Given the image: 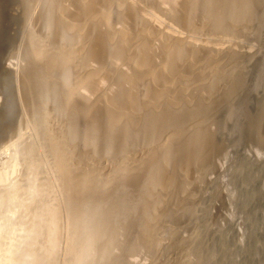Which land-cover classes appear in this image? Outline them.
Returning <instances> with one entry per match:
<instances>
[{"label":"rangeland","instance_id":"obj_1","mask_svg":"<svg viewBox=\"0 0 264 264\" xmlns=\"http://www.w3.org/2000/svg\"><path fill=\"white\" fill-rule=\"evenodd\" d=\"M6 1L4 33L10 26L13 40L0 48V213L21 201L27 220L43 194L28 196L49 184L43 191L52 192L50 199H41L53 198L58 209V247L55 257L49 254L53 260L50 249L38 247L42 255L36 247L37 258L49 264H79L80 258V264H264V0ZM31 36L47 60L43 69L39 61L32 67ZM172 36L184 41L176 45ZM54 54L71 60L49 66ZM25 67L36 68L26 78L36 85L10 73L14 68L19 78ZM70 90L72 109L64 100ZM61 143L70 164L56 155ZM13 161L19 162L14 171L6 166ZM69 174L100 186L78 191ZM30 177L41 187L33 191ZM76 236L84 246L93 242H78L89 250L81 248L80 257ZM163 238L167 245L157 243ZM70 239L73 251L78 246L76 261L72 250L66 256Z\"/></svg>","mask_w":264,"mask_h":264},{"label":"bare ground","instance_id":"obj_2","mask_svg":"<svg viewBox=\"0 0 264 264\" xmlns=\"http://www.w3.org/2000/svg\"><path fill=\"white\" fill-rule=\"evenodd\" d=\"M13 1V0H12ZM22 1V0H21ZM20 1V2H21ZM189 1V0H188ZM192 1V0H191ZM195 1V0H194ZM194 1H193V3H194ZM43 2V1H42ZM132 2H134V1H132ZM165 2V1H164ZM10 3V2H9ZM12 3V2H11ZM118 3V2H117ZM160 3V2H159ZM15 4V3H14ZM33 4V3H32ZM224 4H225V2H224ZM228 4V3H227ZM8 5V2L6 1V2H4V0H1L0 1V48L1 49H3V47H5V46H9L11 43H12V38H10V33H12V32H10V26L6 29V31H8V33H7V35L4 33V29L6 28L5 27V23H6V20H5V17L7 18V14H8V12H7V9L8 8H4L5 6H7ZM10 5V4H9ZM167 5V4H166ZM168 6H169V4H168ZM167 6V7H168ZM74 7V6H73ZM158 7V6H157ZM171 7V6H170ZM197 7H199V5L197 6ZM41 8H43V7H41ZM235 8V7H234ZM112 9V8H111ZM137 9H138V7H137ZM132 10V9H131ZM159 10V9H158ZM201 10H203V9H201ZM207 10V9H206ZM127 11V10H126ZM138 11V10H137ZM160 11V10H159ZM174 11H177V10H174ZM117 12V11H116ZM129 12V11H128ZM131 12V11H130ZM135 12V11H134ZM179 12V10L177 11V13ZM212 12V11H211ZM49 13V12H48ZM72 13V12H71ZM15 14V13H14ZM108 14V13H107ZM110 14V13H109ZM203 14V13H202ZM110 16V15H109ZM136 16V15H135ZM142 16V15H141ZM151 16V15H150ZM177 16V15H176ZM34 18V17H33ZM46 18V17H45ZM105 18V17H104ZM131 18V17H130ZM12 19V18H11ZM136 19H137V17H136ZM135 19V20H136ZM150 19V18H149ZM13 20V19H12ZM210 20V19H209ZM4 21H5V23H4ZM11 21V20H10ZM147 21V20H146ZM145 21V22H146ZM194 21V20H193ZM9 22V21H8ZM144 22V23H145ZM10 23V22H9ZM135 23V22H134ZM137 23V22H136ZM175 23V22H174ZM86 24V23H85ZM11 25V24H10ZM31 25V24H30ZM32 26V25H31ZM65 26V25H64ZM108 26V25H107ZM188 26V25H187ZM103 27V26H102ZM43 28V27H42ZM101 29V28H100ZM12 30V29H11ZM179 30V29H178ZM29 31V30H28ZM32 32V31H31ZM13 34V33H12ZM12 34H11V36H12ZM33 34V33H32ZM34 35V34H33ZM111 36V35H110ZM31 38H32V36L30 37V44L28 43L27 44V46L28 45H30V47H32V48H34V43H32V41L33 40H31ZM171 38V37H170ZM12 39V40H11ZM15 39V38H14ZM160 39V38H159ZM115 40V39H114ZM171 40H172V42L175 44L176 43V45L177 44H182V41H184V40H182V39H180L178 36H172V38H171ZM71 42V41H70ZM138 42V41H137ZM171 42V41H170ZM187 42V41H186ZM197 42V41H196ZM114 43V42H113ZM26 44V43H25ZM83 44V43H82ZM186 44V43H185ZM40 45V44H39ZM39 45H38V47H39ZM45 45V44H44ZM70 45V44H69ZM148 45V44H147ZM171 45V44H170ZM188 46V45H187ZM186 46V47H187ZM75 47V46H74ZM167 47V46H166ZM184 47V46H183ZM6 48V47H5ZM12 48V47H11ZM30 49L29 47H26L25 46V49ZM31 48V49H32ZM72 48V47H71ZM205 48V47H204ZM38 49V50H37ZM40 49V47L39 48H37L36 47V49L34 48L32 51H33V53H35V55H36V57L37 58H35V57H33L34 58V60L32 61V60H30L29 58H28V56H27V58L29 59L28 60V62H27V60L25 61L26 63H28V65H29V63L32 61V63L33 62H35V61H39V62H36L38 65H42L41 67H42V69H43V62L45 63L46 61L44 60L43 61V51H41V50H39ZM56 49V48H55ZM72 49H74V48H72ZM71 49V50H72ZM115 49V48H114ZM141 49V48H140ZM35 50H36V52H35ZM67 50V49H66ZM116 50V49H115ZM176 50H178V49H176ZM218 50V49H217ZM31 51V50H30ZM29 51V52H30ZM53 51V50H52ZM180 51V50H179ZM9 52V51H8ZM48 52V51H47ZM54 52V51H53ZM64 52V51H63ZM66 52V51H65ZM68 52V51H67ZM109 52V51H108ZM165 52V51H164ZM186 52H187V50H186ZM51 52H49V54H50ZM61 53V52H60ZM70 53V52H69ZM167 53V52H166ZM174 53V52H173ZM182 53V52H181ZM3 54V53H2ZM26 54V53H25ZM72 54V53H71ZM75 54V53H74ZM1 55V54H0ZM23 55V54H22ZM31 55V54H30ZM67 55V54H66ZM66 55H64L65 57H61L62 56V54H61V56H59V55H57V57H55V54H54V56L53 55H51V56H49L50 57V62L48 61V64H49V66H53V65H56V63H58V64H60V62L62 63V65L64 64V61H66L67 62V60H69L70 59V57L69 56H71L70 54H68L69 56H66ZM73 55V54H72ZM94 55V54H93ZM135 55V54H134ZM149 55V54H148ZM2 56V55H1ZM136 56V55H135ZM176 56V55H175ZM181 56V55H180ZM184 56V55H183ZM30 57V56H29ZM177 57V56H176ZM45 58H47V57H45ZM36 59V60H35ZM71 60V59H70ZM168 60V59H167ZM171 60V59H170ZM30 61V62H29ZM65 62V63H66ZM168 62V61H167ZM26 63H24V64H26ZM47 63V62H46ZM164 63H166V60L164 61ZM182 63V62H181ZM37 64H36V66H37ZM48 64H47V66H48ZM67 64V63H66ZM132 64V63H131ZM137 64V63H136ZM167 64V63H166ZM5 65V64H4ZM31 65V64H30ZM34 65V66H33ZM33 65H32V67L34 68L35 67V64L33 63ZM133 65V64H132ZM168 65V64H167ZM14 66V65H13ZM45 66H46V64H45ZM44 66V67H45ZM59 66V65H58ZM136 66V65H135ZM196 66V65H195ZM8 67H9V65H8ZM7 67V68H8ZM17 67V66H16ZM29 67V66H28ZM32 67H30L29 69H27V67H25L26 69L24 70H22V71H20V73H19V78H18V76L15 74V73H17L18 71H16L19 67H17L16 68V70L14 69V68H11V69H13L10 73L12 74L13 73V76H15L16 78H17V80H18V82L19 83H21L20 81L22 80V78H23V82L22 83H24L25 85L28 83V81L29 80H27L26 78H27V75H29V71H34L35 69H33ZM134 67V66H133ZM177 67V66H176ZM38 68H40V67H38ZM59 68V67H58ZM160 68H163V67H160ZM11 69H8V70H11ZM32 69V70H31ZM41 69V70H42ZM132 69V68H131ZM139 69H141V68H139ZM212 69V68H211ZM19 70V69H18ZM40 69H38L37 70V72L39 71ZM158 70V69H157ZM36 71V70H35ZM117 71V70H116ZM161 71V70H160ZM133 72V71H132ZM131 71H130V73H132ZM140 72V71H139ZM163 72H164V70H163ZM38 73H40V72H38ZM41 73H42V71H41ZM134 73V72H133ZM18 74V73H17ZM34 75H36L35 73H33ZM158 74V73H157ZM43 75V74H42ZM85 75V74H84ZM133 75V74H132ZM137 75V74H136ZM147 76H148V74H146ZM201 75V74H200ZM7 73L6 72H3L2 73V77H3V79H4V81H6L7 80ZM29 76H31V75H29ZM41 76V75H40ZM39 76V77H40ZM51 76V75H50ZM86 77H87V75H85ZM144 76H145V74H144ZM153 76V75H152ZM175 76V75H174ZM91 77V76H90ZM141 77V76H140ZM149 77H150V75H149ZM20 78H21V80H20ZM29 78V77H28ZM143 78V77H142ZM151 78V77H150ZM181 78V77H180ZM191 78V77H190ZM82 79V78H81ZM144 79V78H143ZM161 79V78H160ZM164 79V78H163ZM13 80H15V79H13ZM12 81V80H11ZM11 81H10V83H11ZM33 81V80H32ZM165 81V80H164ZM15 81H13L12 83H14ZM30 82V81H29ZM156 82V81H155ZM18 83V84H19ZM31 84L30 85H32V86H34V85H36V84H32V82H30ZM157 83V82H156ZM17 85V84H16ZM40 85V84H39ZM13 86V85H12ZM14 86H15V83H14ZM20 86V85H19ZM85 86V85H84ZM83 86V87H84ZM21 87V86H20ZM26 87V86H25ZM80 87V86H79ZM78 87V88H79ZM82 87V86H81ZM91 87V86H90ZM12 88V87H11ZM23 88V90H24V86L22 87ZM29 88H30V86H29ZM34 88V87H33ZM74 88V87H73ZM75 88H77V87H75ZM86 88H88V87H86L85 86V89ZM166 88V87H165ZM16 89V88H15ZM19 89V88H18ZM36 89V88H35ZM90 89V88H89ZM121 89V88H120ZM48 90V89H47ZM75 91H76V89H74ZM91 90V89H90ZM89 90V91H90ZM198 90V89H197ZM22 91V90H21ZM25 91V90H24ZM24 91H22L23 93H24ZM70 91H72V90H70ZM75 91H72V92H69V93H66V94H68V96H67V98H65L64 100L66 101V103H65V105L67 104V106H68V103L70 102V100L72 99V95H74L73 93L75 92ZM88 91V90H87ZM176 91V90H175ZM1 92V91H0ZM7 92V91H6ZM8 92H12L11 90L10 91H8ZM172 92V91H171ZM77 93V92H76ZM75 93V94H76ZM84 93V92H83ZM1 94V93H0ZM16 94H18V93H16ZM28 94V93H27ZM48 94V93H47ZM62 94V93H61ZM78 94V93H77ZM103 94V93H102ZM106 94V93H105ZM144 94V93H143ZM7 95V94H6ZM11 95H15L14 94V92H13V94H11ZM21 95V94H20ZM23 95H25V94H23ZM127 95V94H126ZM135 95V94H134ZM137 96L136 97H138V94H136ZM193 95V94H192ZM17 96V95H16ZM18 97V96H17ZM26 97V96H25ZM129 97V96H128ZM134 97V96H133ZM185 97V96H184ZM52 98V97H51ZM105 98V97H104ZM114 98V97H113ZM135 98V97H134ZM13 99V98H12ZM22 99V98H21ZM135 99H137V98H135ZM134 99V100H135ZM16 100V99H15ZM23 100V99H22ZM74 100V99H73ZM76 100H78V99H76ZM106 100V99H105ZM14 101V100H13ZM12 101V102H13ZM16 101H18V100H16ZM75 101V100H74ZM113 101V100H112ZM162 101V100H161ZM81 103H82V101H80ZM7 103H8V101H7ZM6 103V104H7ZM11 103V102H10ZM10 103H8V105L10 104ZM17 103V102H16ZM15 103V104H16ZM5 104V103H4ZM14 104V103H13ZM15 104H14V106H13V108L15 109ZM27 104V103H26ZM34 104V103H33ZM62 104V103H61ZM73 104V103H72ZM77 104H79V101H78V103ZM76 104V105H77ZM102 104H103V102H102ZM71 105V104H70ZM75 105V104H74ZM73 105V106H74ZM80 105V104H79ZM113 105V104H112ZM141 105H142V103H141ZM83 106V105H82ZM107 106V105H106ZM106 106H104V108L106 107ZM150 106V105H149ZM72 107V106H71ZM84 107V106H83ZM108 107V106H107ZM68 108H69V106H68ZM90 108V107H89ZM95 108V107H94ZM93 107H92V109H94ZM122 108V107H121ZM147 108V107H146ZM13 109V110H14ZM17 109H18V107H17ZM69 109H72V108H69ZM91 109V108H90ZM91 109V110H92ZM118 109V108H117ZM11 110V109H10ZM16 110V109H15ZM19 110V109H18ZM17 110V111H18ZM87 110V109H86ZM96 110V109H95ZM104 110V109H103ZM107 114L109 115L110 114V112H109V108H107ZM1 111V110H0ZM6 111V110H5ZM7 111H8V109H7ZM7 111H6V113H7ZM53 111H54V109H53ZM83 111V110H82ZM106 111V110H105ZM110 111H112V110H110ZM4 112V111H3ZM87 112L88 111H86V114H84L83 116H86L87 115ZM95 112V111H94ZM12 113H14V112H12ZM16 113V112H15ZM68 113V112H67ZM80 113H82L81 111H80ZM122 113V112H121ZM89 115H92V114H89ZM116 115V114H115ZM67 116V115H66ZM93 116H95V115H93ZM112 116H114V115H112ZM119 116V115H118ZM117 116V117H118ZM130 116V115H129ZM0 117H1V115H0ZM82 117V116H81ZM88 117V116H87ZM107 117V116H106ZM111 117V115L109 116V118ZM115 117V116H114ZM90 118V117H89ZM88 118V119H89ZM135 118V117H134ZM147 118V117H146ZM16 119H18V118H15V120ZM111 120V122H113V118L111 117L110 118ZM115 119V118H114ZM123 119V118H122ZM130 119H131V117H130ZM5 120H6V118H5ZM15 120H12V121H15ZM38 120V119H37ZM48 120V119H47ZM90 120V119H89ZM118 119L116 118L114 121H117ZM121 120V119H120ZM120 120H118V121H120ZM132 120V119H131ZM3 121V120H2ZM19 121V120H18ZM117 121V122H118ZM10 122V121H9ZM46 122V121H45ZM134 122V121H133ZM5 123H7V121L5 122ZM67 123H69L68 121H67ZM114 123V122H113ZM119 123V122H118ZM135 123H137V122H135ZM139 123V122H138ZM137 123V124H138ZM143 123V122H142ZM11 124H12V122H11ZM14 124V123H13ZM60 124H62V123H60ZM6 125V124H5ZM8 125H10V123H8ZM136 125V124H135ZM47 126V125H46ZM59 126V125H58ZM64 126V125H63ZM133 126V125H132ZM195 126V125H194ZM10 127V126H9ZM9 127H7V128H9ZM15 127V126H14ZM13 127V128H14ZM91 127V126H90ZM93 127V126H92ZM3 128H4V126H3ZM12 128V129H13ZM60 128V127H59ZM62 128V127H61ZM87 128V127H86ZM115 128V127H114ZM117 128V127H116ZM6 129V128H5ZM40 129V128H39ZM51 129V128H50ZM49 129V130H50ZM54 129V128H53ZM64 129V128H63ZM154 129V128H153ZM52 130V129H51ZM50 130V131H51ZM20 131V130H19ZM54 131V130H53ZM56 131V130H55ZM62 131H64V133H65V130H62ZM61 131V132H62ZM57 133V132H56ZM64 133H62V134H64ZM70 133V132H69ZM91 133V132H90ZM3 134V133H2ZM50 134H51V132H50ZM20 135V134H19ZM49 135V134H48ZM52 135V134H51ZM54 135H55V132H54ZM86 135H87V133H86ZM86 135H83V137H85ZM60 136H62V135H60ZM5 137V136H4ZM50 137V136H49ZM55 137H56V135H55ZM91 137H92V135H91ZM171 136H169V138H170ZM61 137H59V139H60ZM86 138H87V136H86ZM48 139V138H47ZM58 139V138H57ZM56 140V139H55ZM79 140V139H78ZM171 140V139H170ZM47 141V140H46ZM60 141H62V143L64 144V140H63V138H62V140H60ZM98 141V140H97ZM101 141V140H100ZM21 142H22V140H21ZM41 142V141H40ZM48 142V141H47ZM2 143V142H1ZM50 143V142H49ZM54 143V142H53ZM56 143V142H55ZM62 143H61V147H62V149H59V151H58V153L60 152V155L59 154H56V155H58V156H60L61 158H63L62 160H64V162H66L67 164L69 163L70 164V162H72V161H70V162H68V154L67 153H69V152H67V150L65 149V148H67L65 145H64V147L62 146ZM76 143H77V141H76ZM171 143V142H170ZM26 144V143H25ZM60 144V143H59ZM66 144V143H65ZM69 144V143H68ZM71 144V143H70ZM69 144V145H70ZM30 145V144H29ZM58 145V144H57ZM87 145V144H86ZM89 145V144H88ZM90 145H92V144H90ZM115 145V144H114ZM45 146V145H44ZM50 147H52L51 146V143H50V145H49ZM48 146V147H49ZM93 146V145H92ZM166 145H161V149H163L164 147H165ZM41 147V146H40ZM56 147V146H55ZM46 148V147H45ZM58 147H56V149H57ZM89 148V147H88ZM44 149V148H43ZM160 149V148H159ZM17 150V149H16ZM90 150V149H89ZM94 151H96L95 149H93ZM152 150V149H151ZM166 150V149H165ZM23 151V150H22ZM161 151H163V150H160L159 152H161ZM16 152H18V151H16ZM15 152V153H16ZM24 152V151H23ZM54 152V151H53ZM157 152V151H156ZM154 153V152H153ZM18 154V153H17ZM149 155V154H148ZM41 156V155H40ZM57 156V157H58ZM14 157L16 158V156L14 155ZM35 157V156H34ZM33 157V158H34ZM37 158H39V156H36ZM35 157V158H36ZM48 157V156H47ZM50 157H51V154H50ZM49 157V159H51V162L52 161H54L55 162V160H56V162L58 163V160H57V157H56V159L54 160L53 158H50ZM59 158V157H58ZM17 159V158H16ZM15 159V160H16ZM53 159V160H52ZM60 160V159H59ZM61 161V160H60ZM16 162L17 161H13V163L11 162H7V167L8 168H10V169H12L13 171L14 170H16L17 168H16ZM50 162V163H51ZM18 163V165H19V162H17ZM63 163V162H62ZM31 164V163H30ZM39 164V163H38ZM56 164V163H55ZM60 164H61V162H60ZM60 164H58L59 166H61ZM16 165V166H15ZM36 165H37V163H36ZM54 165V164H53ZM57 165V164H56ZM33 166V165H32ZM63 166H64V163H63ZM62 166V167H63ZM83 166V165H82ZM153 166V165H152ZM6 167V169H8ZM55 167V166H54ZM65 167V166H64ZM66 167H68V166H66ZM69 167H70V165H69ZM68 167V168H69ZM148 167V166H147ZM16 168V169H15ZM21 168V167H20ZM53 168V167H52ZM60 168V167H59ZM72 168V167H71ZM86 168V167H85ZM5 169V170H6ZM8 170V171H11V170ZM19 169V168H18ZM31 169V168H30ZM40 169H42V168H40ZM55 169V168H54ZM75 169V168H74ZM80 169V168H79ZM154 169V168H153ZM156 170H157V168H155ZM154 169V170H155ZM57 170V169H56ZM68 170V169H67ZM66 170V171H67ZM76 170H77V168H76ZM82 170H84L83 168H82ZM120 170V169H119ZM118 170V171H119ZM144 170V169H143ZM143 170H141V171H143ZM73 171H75V170H73ZM87 171V170H86ZM90 171V170H89ZM121 171V170H120ZM138 172H139V170H137ZM136 171V172H137ZM7 172V171H6ZM42 172V171H41ZM55 172H57V171H55ZM72 171H70V173H71ZM77 172V171H76ZM91 172V171H90ZM93 172V171H92ZM123 172V171H122ZM135 172V173H136ZM32 173H33V171H32ZM58 173V172H57ZM59 173H62L61 171H59ZM79 173V172H78ZM118 173V172H117ZM134 173V172H133ZM0 174H2V173H0ZM7 174V173H6ZM29 174V173H28ZM34 174H35V172H34ZM80 174H82V173H80ZM87 174H88V172H87ZM86 174V175H87ZM94 174V173H93ZM115 174V173H114ZM123 174V173H122ZM127 174L128 173H126V176H127ZM131 174V173H130ZM137 174H140V173H137ZM92 175V174H91ZM59 176V175H58ZM62 176V175H61ZM65 176V175H64ZM66 176H68V175H66ZM69 176H70V178H72L74 175L72 174H69ZM143 176V175H142ZM2 177V176H1ZM0 177V178H1ZM32 177H35V175L34 176H32ZM32 177H30V183H31V181L33 180L32 179ZM37 177V176H36ZM35 177V178H36ZM55 177H56V175H55ZM60 177V176H59ZM89 177V176H88ZM87 176H81V179L80 180H77L78 178H79V176H75V177H73L74 178V180H76L75 181V183L73 182V181H71V182H73L72 184H75L76 185V187L78 188V191L79 190H81V192H82V189H85L84 191H90V189H87V188H91L92 190H94V189H96L97 187H96V184L98 183L97 182V180H96V184L93 182L92 183V186L91 185H86V184H88L87 183V181H89L90 179L88 178ZM110 177V176H109ZM108 177V178H109ZM117 177H121V176H116V178ZM141 177V176H140ZM139 177V178H140ZM34 178V179H35ZM61 178H63V177H61ZM68 178V177H67ZM69 178V179H70ZM116 178H115V180H116ZM130 178H132V175H130L129 176V179ZM28 179V178H27ZM93 179V178H92ZM112 179H114V178H112ZM142 179V178H141ZM35 180H38L37 178L35 179ZM40 180H42V179H40ZM58 180V179H57ZM72 180V179H71ZM107 180V179H106ZM105 180V181H106ZM109 180V179H108ZM137 180V179H136ZM91 181H93V180H91ZM91 181H89V182H91ZM103 181V180H102ZM33 182V181H32ZM70 182V183H71ZM115 182V181H114ZM118 182V181H117ZM129 182V181H128ZM133 182V181H132ZM134 182H135V180H134ZM140 182V181H139ZM30 183H29V181L27 182V185H28V188L26 187V190L27 189H29V185H30ZM36 184V182H33V185H32V183H31V185H32V190H33V186L35 187V188H39V187H41V186H38V184H36L37 185V187L35 186V184ZM44 183V182H43ZM69 183V184H70ZM101 183V182H100ZM119 183H120V181H119ZM126 183V182H125ZM71 184V190H72V185ZM89 184H91V183H89ZM112 184H113V182H112ZM121 184H122V182H121ZM26 185V186H27ZM31 185H30V187H31ZM45 186L46 185H48L49 186V184L47 183V184H44ZM44 185L42 186L43 188H40V191H43V189L45 190V188H44ZM105 185H106V183H105ZM47 186V187H48ZM99 186H100V184L98 185V188H99ZM102 186V185H101ZM108 187H109V185H107ZM106 186V187H107ZM117 186V185H116ZM50 187V186H49ZM96 187V188H95ZM53 188V187H52ZM51 188V189H52ZM67 188V187H66ZM97 188V189H98ZM50 189V190H51ZM107 189H109V188H107ZM34 190H36V189H34ZM33 190V191H34ZM47 190H49V188L47 189ZM73 190H74V186H73ZM91 190V194H93V191ZM101 190H102V188H101ZM104 190H105V188H104ZM28 191V190H27ZM30 191V190H29ZM28 191V192H29ZM37 191H39V189L38 190H36V193H35V191H34V193H33V195L31 194V196H30V198H29V196H28V198L25 196V198H27V199H31V198H34L36 195H37V193L40 195V194H43L44 195V191L43 192H37ZM52 191V190H51ZM65 191H67V190H65ZM88 191V192H89ZM95 191V190H94ZM47 191H45V193H46ZM49 192V191H48ZM75 192V191H74ZM88 192H86V193H88ZM98 192V191H97ZM100 192V191H99ZM107 192V191H106ZM109 192V191H108ZM52 192H49L48 194H49V199H50V195H52L51 194ZM57 193V192H56ZM85 193V194H86ZM103 193V192H102ZM47 193H46V195H44V197L43 198H45V196H47L48 195ZM79 194V193H78ZM89 194H90V192H89ZM98 194V193H97ZM118 194V193H117ZM35 195V196H34ZM42 195V196H43ZM80 195V194H79ZM84 195V194H83ZM103 195V194H102ZM33 196V197H32ZM42 196H39L38 197V195H37V197H38V199H37V201L39 202V203H41V204H39V205H37L36 207H38V208H40L39 210H38V208H36L35 206V208L37 209H34L33 208V210H32V213L31 212H29L30 214H29V218L26 220V219H24L23 218V215H25V214H23L24 212H20V209H21V204H22V202L20 201L19 203H17V204H15V205H13V206H11L5 213H3L2 212V214L0 213V264H37L38 262V259H40L41 258V260H40V264H42L43 262L45 263V262H48L47 260H49V262H50V259L51 260H53L51 257L53 256V257H55V251H56V247L54 248V246H57V244H56V240L58 239V237L59 236H56L57 235V231L58 230H60V229H58V226L60 225V223H58V221H56V215L55 214H58V213H56L55 212V209H56V211L58 210L57 208H54L53 207V205L54 204H52V201L54 200L52 197H54V195L51 197L52 199H51V201L50 200H48V201H50V202H48V201H46L45 199H44V201H43V199H41V197ZM73 196V195H72ZM78 196V195H77ZM85 196V195H84ZM88 196V195H87ZM91 196V195H90ZM89 196V197H90ZM97 196V195H96ZM68 197V196H67ZM93 197V196H92ZM24 198V199H25ZM34 198V199H35ZM47 198V197H46ZM95 198V197H94ZM149 198V197H148ZM26 200V199H25ZM40 200H42V202H40ZM71 200V199H70ZM69 200V201H70ZM86 200V199H85ZM27 202H28V200H26ZM25 201V202H26ZM88 201V200H87ZM89 201H91V200H89ZM31 202V201H30ZM78 202H80V201H78ZM81 202H83V201H81ZM33 203V202H32ZM34 203H36V202H34ZM54 203V202H53ZM76 203V202H75ZM91 203V202H90ZM89 203V204H90ZM56 204V203H55ZM11 205V204H10ZM28 205V204H27ZM32 205V204H31ZM8 206V205H7ZM25 205H23V207H24ZM55 206V205H54ZM69 206H73V205H69ZM68 206V207H69ZM84 206V205H83ZM92 206H93V202H92ZM117 206V205H116ZM148 206V205H147ZM76 207V206H75ZM4 208H5V206H4ZM3 208V209H4ZM77 208V207H76ZM86 208V207H85ZM87 208H88V206H87ZM23 209V208H22ZM30 209V208H29ZM35 210H36V212H35ZM74 210V209H73ZM5 211V210H4ZM23 211V210H22ZM79 211V210H78ZM87 211V210H86ZM85 211V212H86ZM92 211V210H91ZM84 212V213H85ZM110 212V211H109ZM22 213V214H21ZM73 213H75L74 211H73ZM82 214V213H81ZM109 214V213H108ZM27 215H28V213H27ZM69 215H71V214H69ZM69 215H66V217H68ZM123 215V214H122ZM75 216V215H74ZM25 217H26V215H25ZM58 217V216H57ZM77 217V216H76ZM78 217H80V216H78ZM77 217V218H78ZM98 217V216H97ZM104 217H106V216H104ZM103 217V219H102V221L105 219ZM109 217H110V215H109ZM120 217V216H119ZM71 218H73V217H71ZM77 218H75V219H77ZM82 218V217H81ZM85 218V217H84ZM102 218V217H101ZM69 219V218H68ZM68 219L66 218V220H67V222H68ZM79 219V218H78ZM88 219V218H87ZM90 219V218H89ZM88 219V220H89ZM108 219V218H107ZM122 219V218H121ZM106 220V219H105ZM104 220V221H105ZM117 220V219H116ZM125 220V219H124ZM61 221V220H60ZM71 221V220H70ZM73 221V220H72ZM71 221V222H72ZM81 221H82V219H81ZM90 221H91V219H90ZM94 221V220H93ZM93 221H91V222H93ZM101 221V222H102ZM109 221V220H108ZM127 221V220H126ZM101 222L100 223H98V225L99 224H101ZM59 225H58V224ZM82 223V222H81ZM84 223V222H83ZM85 223H87L86 221H85ZM106 223V222H105ZM113 223V222H112ZM115 223V222H114ZM125 223V222H124ZM127 223H129V222H127ZM68 223H66V225H67ZM71 224V223H70ZM76 224V223H75ZM78 224V223H77ZM76 224V225H77ZM79 224H80V222H79ZM90 224V223H89ZM88 224V225H89ZM94 224V223H93ZM92 224V225H93ZM58 225V226H57ZM65 225V226H66ZM72 225H74V223L72 224ZM71 225V226H72ZM81 226L83 225V224H80ZM79 225V226H80ZM86 225V224H85ZM91 225V224H90ZM96 225V223L94 224V226ZM97 225V226H98ZM105 225V224H104ZM68 226V225H67ZM99 226H102V225H99ZM99 226H98V228H99ZM125 226V225H124ZM127 226V225H126ZM61 227V226H60ZM88 227H90V226H88ZM96 227V226H95ZM105 227V226H104ZM112 227H113V224H112ZM122 227V226H121ZM129 228H130V226H128ZM62 228V227H61ZM72 228V227H71ZM75 228V227H74ZM78 228V227H77ZM82 228V227H81ZM101 228V227H100ZM99 228V229H100ZM124 228V227H123ZM123 228H121V229H123ZM58 229V230H57ZM68 229V228H67ZM70 229V228H69ZM76 229V228H75ZM79 229V228H78ZM77 229V230H78ZM83 229H84V226H83ZM103 229V228H102ZM114 229V228H113ZM112 229V230H113ZM120 229V230H121ZM88 230V229H87ZM86 230V231H87ZM90 230V229H89ZM105 230V229H104ZM124 230H127V229H124ZM83 231V230H82ZM92 231V230H91ZM95 231V230H94ZM62 232V231H61ZM64 232H66V231H64ZM69 232V231H68ZM80 232V231H79ZM103 232V231H102ZM120 232V231H119ZM123 232V231H122ZM59 233V232H58ZM75 233H77V232H75ZM91 233V232H90ZM93 233V232H92ZM107 233V232H106ZM67 234V233H66ZM73 234V233H72ZM78 234H80V233H77V235ZM81 234H83V232L81 233ZM88 234L89 233H87V235H86V237L84 236V234H83V236L87 239L89 236H88ZM113 234H114V232H113ZM122 234H124V233H122ZM60 235V234H59ZM90 235V238L93 236H91V234H89ZM103 235V234H102ZM120 235H121V232H120ZM83 236H81L83 239H84V237ZM88 236V237H87ZM95 236V235H94ZM119 236V235H118ZM126 236V235H125ZM125 236H124V238L123 239H125ZM136 236V235H135ZM76 237H78L79 238V241L77 240V243L79 242L80 243V237L79 236H76ZM76 237H74L75 239L73 240V241H75L76 242ZM113 237V236H112ZM112 237H111V239H112ZM123 237V236H122ZM121 237V238H122ZM72 238V237H71ZM77 238V239H78ZM96 238H98L97 236H96ZM95 238V239H96ZM109 238V237H108ZM116 238H117V236H116ZM131 238V237H130ZM133 238V237H132ZM67 239V238H66ZM69 239V238H68ZM67 239V240H68ZM82 239V240H83ZM92 239V238H91ZM90 239V242H92V240ZM94 239V238H93ZM103 239V238H102ZM113 239H115V238H113ZM59 240V239H58ZM71 240V242H68V247H69V244L71 245V247L70 248H68V250H67V248H65L66 249V256H67V252L69 251V250H72L71 248H72V239H70ZM99 240V239H98ZM117 240H118V238H117ZM122 240V239H121ZM169 240V239H168ZM43 241L45 242V243H43ZM84 241V240H83ZM97 241V240H96ZM110 241V240H109ZM114 241V240H113ZM82 242V241H81ZM87 242V244H88V242H89V240L88 241H86ZM86 242H85V244H86ZM89 242V243H90ZM107 242V241H106ZM117 242V241H116ZM79 243L77 244V245H79ZM93 243V242H92ZM92 243H90L91 245H92ZM108 243V242H107ZM114 243H115V241H114ZM117 243H119V242H117ZM125 243H127V242H125ZM157 243H159L160 245H162V244H166L167 242H166V240H165V238H163V239H158L157 240ZM157 243H156V245H157ZM81 245H83V243H80ZM85 245V246H88V245ZM96 244H97V242H96ZM111 244H112V242H111ZM81 245H79V251H76L75 252V255H77V257L79 256L80 257V255H78L79 254V252L81 251V248L82 247H80ZM105 246H107L106 244H104ZM110 245V244H109ZM167 245V244H166ZM165 245V246H166ZM42 246H44V247H42ZM84 246V245H83ZM84 246V247H85ZM90 246V245H89ZM111 246V245H110ZM115 246V245H114ZM36 247H37V249H38V247L39 248H47V249H44L45 251H47L48 249H50L48 252H47V254H46V252H43V250L42 249H38V251H37V249H36ZM58 247V246H57ZM60 247V246H59ZM84 247L82 248V251H81V253L82 252H84V254H87L88 253V251L89 250H87V253L85 252L86 250H84L83 251V249H84ZM95 248V246H92V247H88L89 249H91V248ZM112 247V246H111ZM115 247H118V246H115ZM77 249H78V246L76 247ZM75 248V249H76ZM36 249V250H35ZM52 249H54V251H52ZM74 249V248H73ZM75 249H74V251H75ZM85 249H87V247L85 248ZM108 249V248H107ZM92 250V249H91ZM90 250V251H91ZM101 251H102V249H100ZM35 251H37V252H43L42 253V255H48L49 256V254L51 255V252H52V256H49L50 257V259L49 258H44V259H46V260H44L43 261V258L42 257H44V256H42L41 255V257H39V258H37V256H36V254H35ZM74 251L72 250L71 251V253L72 254H69V256L70 255H72V259H73V257L75 256L73 253H74ZM95 251V250H94ZM104 251V250H103ZM102 251V253H104ZM106 251H109V250H106ZM36 252V253H37ZM50 252V253H49ZM54 252V253H53ZM60 252V251H59ZM65 252V251H64ZM100 252V251H99ZM111 252V251H110ZM113 252H114V250H113ZM45 253V254H44ZM101 253V254H102ZM106 253V252H105ZM83 254V255H84ZM95 254V253H94ZM111 254V253H110ZM109 254V255H110ZM116 254V253H115ZM114 254V257L116 256ZM38 255V254H37ZM58 255V254H57ZM65 255V254H64ZM83 255H81V256H83ZM102 255H104V254H102ZM39 256V255H38ZM87 256V255H86ZM88 257H89V255H88ZM91 257H93L92 255H91ZM104 256H102L101 257V255H100V257H99V260H101V258H103ZM110 257V256H109ZM83 258H85V256L83 257ZM90 258V257H89ZM107 258V257H106ZM66 259H68V258H66ZM69 259H70V257H69ZM68 259V260H69ZM75 259V261H76V259L77 258H74ZM73 259V260H74ZM107 259H109V258H107ZM63 260H65V259H63ZM72 260V261H73ZM79 260H81V258L79 259ZM77 261V263L79 262V264H80V261ZM87 261H88V259H86ZM98 260V261H99ZM103 260V259H102ZM110 260V259H109ZM57 261V260H56ZM67 261V260H66ZM70 261V260H69ZM69 261H67V262H69ZM84 261V260H83ZM89 261H90V259H89ZM92 261H93V259H92ZM49 262H48V264H49ZM65 261H63V263H64ZM64 263V264H68V263ZM71 262V261H70ZM91 262V261H90ZM89 262V263H90ZM107 262V261H106ZM112 262V261H111ZM54 263V262H53ZM52 263V264H53ZM72 263V262H71ZM74 263V262H73ZM87 263V262H86ZM47 264V263H46ZM62 264V263H61ZM70 264V263H69ZM75 264V263H74ZM82 264V263H81Z\"/></svg>","mask_w":264,"mask_h":264}]
</instances>
